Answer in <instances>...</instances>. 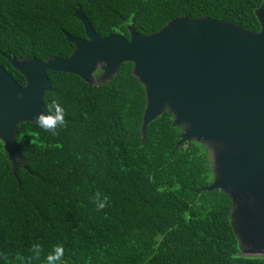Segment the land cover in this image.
Masks as SVG:
<instances>
[{
    "label": "trees",
    "instance_id": "obj_1",
    "mask_svg": "<svg viewBox=\"0 0 264 264\" xmlns=\"http://www.w3.org/2000/svg\"><path fill=\"white\" fill-rule=\"evenodd\" d=\"M262 1L0 0V63L25 84L5 54L69 57L74 44L64 32L87 37L78 9L100 36L129 40V26L145 36L180 17L256 33ZM133 66L123 62L112 80L91 87L74 73L48 70L44 103H60L67 124L56 135L17 125L16 150L27 167L18 168L19 182L0 141V264H44L57 244L63 264H264L241 254L228 197L202 189L213 179L208 148L180 143L182 129L167 112L142 136L145 91ZM96 190L110 197L101 212L91 203ZM33 243L43 246L39 260Z\"/></svg>",
    "mask_w": 264,
    "mask_h": 264
},
{
    "label": "water",
    "instance_id": "obj_2",
    "mask_svg": "<svg viewBox=\"0 0 264 264\" xmlns=\"http://www.w3.org/2000/svg\"><path fill=\"white\" fill-rule=\"evenodd\" d=\"M261 29L251 33L231 22L180 17L159 31L130 39L100 36L81 9L74 18L87 37L64 32L74 44L67 58L7 61L25 77L20 84L0 63V141L17 179L25 168L16 150V128L48 114L44 95L52 89L48 70L70 72L89 83L112 80L123 62L145 91L142 136L164 112L182 129L180 143L198 142L211 156L213 179L231 202V226L241 254L264 257V0L256 10ZM102 70L96 78L95 73ZM18 181V179H17ZM19 182V181H18Z\"/></svg>",
    "mask_w": 264,
    "mask_h": 264
},
{
    "label": "clouds",
    "instance_id": "obj_3",
    "mask_svg": "<svg viewBox=\"0 0 264 264\" xmlns=\"http://www.w3.org/2000/svg\"><path fill=\"white\" fill-rule=\"evenodd\" d=\"M46 110L48 114L41 112L36 115L35 124L45 132L56 135L58 127H64L67 124L64 118V108L56 100H53L52 103L47 106ZM91 203L95 205V210L97 212H101L106 207H110V197L96 190L92 195ZM30 251L32 253V259L39 260L40 254L43 252V246L39 243H33ZM63 256V245H54L51 252L46 254L44 264H63ZM20 258L21 257H17V259Z\"/></svg>",
    "mask_w": 264,
    "mask_h": 264
}]
</instances>
